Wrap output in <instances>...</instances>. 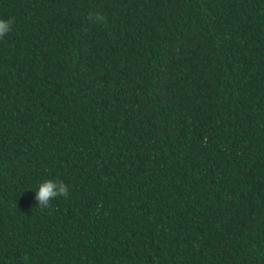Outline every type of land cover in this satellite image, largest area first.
Here are the masks:
<instances>
[{"label":"trees","instance_id":"trees-1","mask_svg":"<svg viewBox=\"0 0 264 264\" xmlns=\"http://www.w3.org/2000/svg\"><path fill=\"white\" fill-rule=\"evenodd\" d=\"M0 18V264H264V0Z\"/></svg>","mask_w":264,"mask_h":264},{"label":"clouds","instance_id":"clouds-1","mask_svg":"<svg viewBox=\"0 0 264 264\" xmlns=\"http://www.w3.org/2000/svg\"><path fill=\"white\" fill-rule=\"evenodd\" d=\"M96 21H103L102 15L95 17ZM13 21L11 19L0 18V39H3L11 30ZM69 195V187L63 181L45 180L39 184L34 199L38 202L39 207L48 208L50 201L57 197L67 198Z\"/></svg>","mask_w":264,"mask_h":264}]
</instances>
